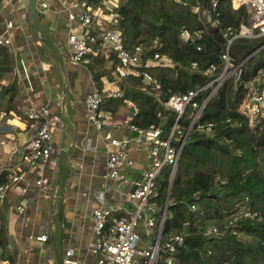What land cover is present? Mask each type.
<instances>
[{
    "label": "trees",
    "instance_id": "trees-1",
    "mask_svg": "<svg viewBox=\"0 0 264 264\" xmlns=\"http://www.w3.org/2000/svg\"><path fill=\"white\" fill-rule=\"evenodd\" d=\"M210 1L122 0L119 28L125 46H151L158 40L162 44L156 50L167 55L172 64L154 63L139 68L157 78L159 88L153 87L142 75L129 73L119 83L123 98L104 93L100 109L113 114L125 105L123 99L132 100L138 112L130 116L129 122L140 128L162 125L165 137L176 120V113L165 107L164 102L171 93L182 94L205 86L214 77L203 73L210 64L217 67L214 75L220 72L223 66L220 53L225 43L220 28L231 26L238 30L241 24L248 23L249 11L245 6L233 9L230 0H217L219 27L211 28L207 20ZM197 5L198 12L193 14L192 9ZM37 11L39 28L43 31V16ZM183 28L193 33L201 31L200 36L193 41L183 40L180 37ZM41 36L51 41L44 32ZM263 43L264 36L236 37L229 52L237 63ZM198 45L201 50L196 49ZM194 61L198 62L199 70L191 68ZM116 63L118 60L111 52L107 56L90 57L87 67L98 89L103 87V78L115 80ZM261 71H264V47L243 63L240 84H235L230 77L216 90L190 130L174 173L162 229V240L174 231L185 234L183 243L172 254L171 264H264V115L257 125L250 126L248 118L239 111L247 94L243 83L252 81ZM3 77L8 81L0 90V112L18 113V80L6 46H0V79ZM213 87H206L197 96L200 103ZM189 115L187 107L178 122L182 128L189 124ZM207 122L216 123L211 133L196 130L197 124ZM170 176L171 166H163L150 199L156 202L158 213L165 202ZM4 181L1 173L0 183ZM244 202L256 213L254 219L240 218L223 228ZM191 204L196 205V210L190 209ZM1 211L3 205H0V257L12 264L7 248V224ZM185 221H188L186 226ZM209 224L219 227L222 233L203 235L202 228ZM158 264L167 263L159 261Z\"/></svg>",
    "mask_w": 264,
    "mask_h": 264
},
{
    "label": "built area",
    "instance_id": "built-area-1",
    "mask_svg": "<svg viewBox=\"0 0 264 264\" xmlns=\"http://www.w3.org/2000/svg\"><path fill=\"white\" fill-rule=\"evenodd\" d=\"M36 3L44 10L50 8L46 0H37ZM230 3L233 9L241 6L248 9V23L241 24L238 30L231 26L220 28L225 42L224 49L220 53L223 62L220 72L214 75L217 67L215 64H210L203 73L214 77L205 86H197L182 94L171 93L164 102L165 107L176 113V120L165 137L162 136V125L151 124L148 128H140L131 124L130 118L124 120V124H128L130 134H123L119 137L105 134L104 137H101L99 132L105 126L104 119L106 117V113L100 109L103 94L107 93L110 97L123 98V90L98 89L93 82L92 89L85 96L86 120L98 132L97 134L103 140L107 150L105 172L101 175L102 190L97 193L98 204L93 206L90 212L93 228L89 251L95 256V264H158L159 261L171 264L172 254L183 243L184 231L171 232L162 240L166 213L164 215L163 208L158 213L156 202L150 199L154 194L156 180L162 167L170 165L171 173L173 169H176L190 130L196 124L209 98L230 77L234 79L235 84L241 83L242 65L254 51L235 63L229 52L232 41L236 37L264 36V0H230ZM121 4L122 0H59V12L63 14L66 30L65 54L72 63L87 66L91 56H107L110 52L114 53L118 60L114 67L115 78L120 80L129 73L142 75L153 87L159 88L160 83L157 78L148 72H141L139 68L142 65L149 66L154 63L171 65L172 61L167 55L156 50L162 44L158 40H154L151 46L144 44L125 46L119 28ZM216 8L217 0H211V10L207 18L211 28L219 27L216 19L219 14ZM192 12L197 14L198 5ZM3 26L4 29L0 30V46L8 47L11 53L18 84H24L25 93L32 92L33 86L29 71L24 66L22 59L16 60L17 48L10 36L13 22L6 18ZM200 33L201 31L193 33L183 28L180 37L183 40L193 41L197 36H200ZM260 46L262 49L264 43ZM196 49L201 50L200 45L196 46ZM191 68L199 70L198 62H192ZM7 81L8 79L4 77L0 79V90L7 84ZM211 85H214L213 89L200 103L197 96ZM243 86L247 90V94L239 111L248 118L250 126H255L264 115V71L259 72L252 81L243 83ZM123 101L130 110V116L138 112V107L132 100L123 99ZM187 107L190 108L191 119L187 127L182 128L178 122ZM50 113L49 103L39 106L33 103L28 104L24 108L25 118L23 120L20 119L22 116L15 114L22 121L23 128H28L31 132L26 143H18L13 138L7 137L6 134L0 140V174L4 173L5 179L0 183V205L6 200L7 192L13 185L18 186L21 195L24 196L27 193L30 183L24 181L23 166H51V175L46 180L43 177L37 178L33 185L42 190L40 191L42 195L46 193L55 200L54 192L57 189H55V185L53 188L52 184L57 172L59 152H55L52 145V117H50ZM229 120L227 119V121ZM215 125L214 122L197 124L196 130L211 133ZM15 133L13 131L10 135L13 136ZM134 133L136 135L133 137ZM133 140L148 146V162L145 167H139L130 156ZM16 155H18V163L10 165L13 156ZM136 170H139L140 174L130 178L128 174ZM220 182L224 183V180H220ZM51 190L52 193L49 194ZM108 194L117 195L119 199L107 203L106 196ZM15 208L19 214L24 213L27 208L26 201H20ZM190 209L196 210V205L191 204ZM254 216L256 213L252 212L244 202L234 211L223 228L240 218H253ZM187 223L188 221H185L184 226ZM161 225L162 229H160ZM136 229L143 230L145 232L144 239L150 243L147 244L143 241ZM201 231L205 236L222 233L219 227L211 225L204 226ZM29 238L45 243L49 236L44 233L37 236L30 235ZM138 244H142L143 248H138ZM9 247L10 245L7 244V248ZM73 257L74 248L67 246L64 249L62 263L78 264L73 261ZM0 264L9 263L0 257Z\"/></svg>",
    "mask_w": 264,
    "mask_h": 264
},
{
    "label": "crops",
    "instance_id": "crops-1",
    "mask_svg": "<svg viewBox=\"0 0 264 264\" xmlns=\"http://www.w3.org/2000/svg\"><path fill=\"white\" fill-rule=\"evenodd\" d=\"M28 1L1 0L0 3V30L4 29V19L9 18L13 22L10 36L17 48L16 60L24 61L33 86L32 92L25 93L24 84H18V113L0 112V140L6 134L18 143H26L31 132L28 128H23L22 121L15 114L22 116L20 119L23 120L24 108L28 104L39 106L49 103L53 149L59 152L58 155L63 149L65 153L59 179L57 180L56 175L52 184L53 188L55 185L57 189L54 192L55 200L46 193L42 195V190L33 185L37 178L43 177L46 180L51 175L52 169L49 165L23 166L24 181L30 183L24 196L18 191L17 185L8 190L6 200L2 204L3 209L7 207L8 211V249L12 264H63L64 249L67 246L74 248V262L95 264V256L89 251L93 228L90 212L91 208L98 204L97 193L102 190L101 175L105 172L107 158V150L99 135L119 137L130 134L128 124H124V120L130 118V110L126 105L119 107L113 114L103 110L106 113L105 126L99 135L97 134L86 120L84 102L94 81L88 67L69 61L62 49L64 46V49L66 48V30L63 14L59 12V0H46L50 5L49 10L42 9L36 3L40 13H44V27L43 31L39 28V36L44 32L51 38L49 42L53 46L55 56L50 49L45 50L43 43L34 36ZM46 23L49 24L47 27L50 31H47ZM119 83L117 78L114 81L103 78L102 88L106 91L123 90ZM5 131L7 133H4ZM13 131L16 133L12 136L10 133ZM147 148V145L134 140L131 143L130 156L139 167L147 165ZM17 163L18 155L13 156L9 164ZM139 174L140 171L136 170L128 175L133 178ZM51 193L52 190L49 191V194ZM118 199L114 194L106 196L107 203ZM23 200L26 201L27 208L24 213L19 214L15 206ZM44 233L49 236L45 243L29 238L30 235Z\"/></svg>",
    "mask_w": 264,
    "mask_h": 264
},
{
    "label": "water",
    "instance_id": "water-1",
    "mask_svg": "<svg viewBox=\"0 0 264 264\" xmlns=\"http://www.w3.org/2000/svg\"><path fill=\"white\" fill-rule=\"evenodd\" d=\"M36 1L37 0H29L28 1V6H29V14H30V17H31V20H32V23H33V33H34V36L41 42L43 43L45 46H47L50 51L52 52L53 56H55V51L53 49V46L52 44L42 38L41 36H39V21H38V14L39 12L37 11V7H36ZM41 15H44L41 14ZM262 46H260L258 49L254 50V52L249 55L245 61L250 57L252 56L254 53H256L257 51H259L261 49ZM64 91H65V87H64ZM134 135H136V133H134ZM64 153H65V149H63L60 154L58 155V162H57V172H56V175H57V180L59 179V175H60V171H61V164H62V160H63V156H64ZM175 170L176 169H173L172 173H171V176H170V181H169V188L167 190V193H166V198H165V202H164V205H163V212H164V215L166 213V208H167V203L169 201V194H170V188H171V185H172V181H173V177H174V173H175ZM160 229H162V225L160 226ZM51 238L54 242V235H53V232H51Z\"/></svg>",
    "mask_w": 264,
    "mask_h": 264
},
{
    "label": "rangeland",
    "instance_id": "rangeland-1",
    "mask_svg": "<svg viewBox=\"0 0 264 264\" xmlns=\"http://www.w3.org/2000/svg\"><path fill=\"white\" fill-rule=\"evenodd\" d=\"M192 11H194V8L192 9ZM46 28H47V31H50V28H48V27H46ZM60 47H62V46H60ZM64 47H65V46H64ZM64 47H62L63 51H65ZM4 133H7V131H5ZM65 164H66V158H65V160H64V162H63V172H64ZM1 212L4 213V220L7 221V220H6V215H7V213H8V211H7V207L4 208L3 211H1ZM209 223L212 224L213 222H209ZM211 224H209V225H211ZM136 231H137L138 234L141 236V238H142L143 241H145L147 244L150 243V241H148L147 239H146V240L144 239L145 232H144L143 230L141 231V230H139V229H136ZM137 247H138V248H143V245H142V244H138Z\"/></svg>",
    "mask_w": 264,
    "mask_h": 264
}]
</instances>
